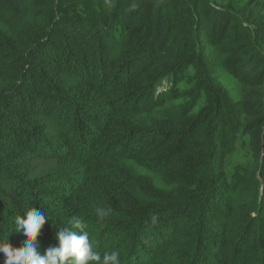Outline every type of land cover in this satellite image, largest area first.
<instances>
[{
    "label": "trees",
    "instance_id": "trees-1",
    "mask_svg": "<svg viewBox=\"0 0 264 264\" xmlns=\"http://www.w3.org/2000/svg\"><path fill=\"white\" fill-rule=\"evenodd\" d=\"M249 3L0 0V264H264Z\"/></svg>",
    "mask_w": 264,
    "mask_h": 264
},
{
    "label": "rangeland",
    "instance_id": "rangeland-1",
    "mask_svg": "<svg viewBox=\"0 0 264 264\" xmlns=\"http://www.w3.org/2000/svg\"><path fill=\"white\" fill-rule=\"evenodd\" d=\"M204 1L207 2L209 6L214 7L217 10L225 11L228 5H233L234 8L236 7L237 9H243L244 7L245 8L248 7L249 11H251V9L253 8L252 6L253 3H249V0H203V2ZM262 13L264 14V5H263ZM240 20H242L244 28L252 29V28L257 27L255 24L244 20V16H241ZM261 58L264 59V49H263V52L261 53ZM187 74L188 76H192L193 71H188ZM221 83H222L223 88L227 89L230 92V94L236 97L235 94L238 92L239 84H238V81L234 77L225 73L223 74L221 78ZM166 84H168L167 81H166ZM237 137H238V140L236 143V147L234 151L231 153V155L229 156L228 162L226 165V170H227L228 175H231L239 164L246 165L249 163L248 160H249L250 155L248 153V150H249L248 135H244L241 132H239ZM107 255L109 258L111 257L113 259V262H115L118 259L117 255H119V258H120V251L115 250L114 256H110L109 253ZM122 255L124 256V254ZM69 258L74 260L75 256H70ZM59 260H61V258ZM76 262L77 261L75 260L73 264H76ZM95 264H106V263L100 260L96 262Z\"/></svg>",
    "mask_w": 264,
    "mask_h": 264
}]
</instances>
